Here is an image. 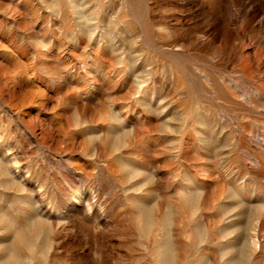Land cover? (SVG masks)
Returning a JSON list of instances; mask_svg holds the SVG:
<instances>
[{"label": "rangeland", "instance_id": "rangeland-1", "mask_svg": "<svg viewBox=\"0 0 264 264\" xmlns=\"http://www.w3.org/2000/svg\"><path fill=\"white\" fill-rule=\"evenodd\" d=\"M0 264H264V0H0Z\"/></svg>", "mask_w": 264, "mask_h": 264}]
</instances>
